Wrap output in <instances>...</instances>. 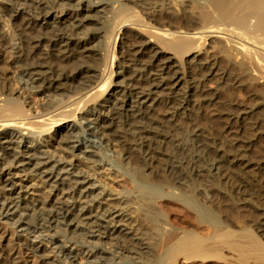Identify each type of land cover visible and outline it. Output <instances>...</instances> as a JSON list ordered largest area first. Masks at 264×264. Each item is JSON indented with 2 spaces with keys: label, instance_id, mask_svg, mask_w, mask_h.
<instances>
[{
  "label": "bare ground",
  "instance_id": "obj_1",
  "mask_svg": "<svg viewBox=\"0 0 264 264\" xmlns=\"http://www.w3.org/2000/svg\"><path fill=\"white\" fill-rule=\"evenodd\" d=\"M212 262L264 264V0H0V264Z\"/></svg>",
  "mask_w": 264,
  "mask_h": 264
},
{
  "label": "rangeland",
  "instance_id": "obj_2",
  "mask_svg": "<svg viewBox=\"0 0 264 264\" xmlns=\"http://www.w3.org/2000/svg\"><path fill=\"white\" fill-rule=\"evenodd\" d=\"M262 241H263V239H262ZM226 254H228L227 252H226ZM239 256H241V254H238ZM206 264H222V263H214V262H212V263H206Z\"/></svg>",
  "mask_w": 264,
  "mask_h": 264
}]
</instances>
